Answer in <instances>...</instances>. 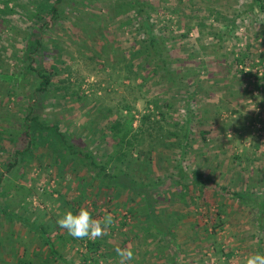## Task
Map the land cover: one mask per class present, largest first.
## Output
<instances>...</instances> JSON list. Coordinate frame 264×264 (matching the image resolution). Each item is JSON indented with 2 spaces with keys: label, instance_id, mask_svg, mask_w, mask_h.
Returning a JSON list of instances; mask_svg holds the SVG:
<instances>
[{
  "label": "rangeland",
  "instance_id": "obj_1",
  "mask_svg": "<svg viewBox=\"0 0 264 264\" xmlns=\"http://www.w3.org/2000/svg\"><path fill=\"white\" fill-rule=\"evenodd\" d=\"M54 125L152 189L159 223L143 195L106 188L68 153ZM195 170L212 180L204 195ZM0 176V264H118L117 246L134 250L131 264L264 253V10L254 0H0ZM81 207L118 226L71 237L56 221Z\"/></svg>",
  "mask_w": 264,
  "mask_h": 264
},
{
  "label": "trees",
  "instance_id": "obj_2",
  "mask_svg": "<svg viewBox=\"0 0 264 264\" xmlns=\"http://www.w3.org/2000/svg\"><path fill=\"white\" fill-rule=\"evenodd\" d=\"M64 0H56L57 3H61ZM255 2L260 4V7L264 10V0H254ZM134 4H140V0H134ZM53 10L56 12V7L53 8ZM138 13L142 15V10L137 9ZM143 24H145V27L148 26V18L147 16L143 17ZM151 47L154 53L158 52L159 48H157V44L155 43V39H150ZM159 57L162 58L161 53L159 54ZM159 58V59H160ZM163 60V59H162ZM163 63H166V61H163ZM39 75L41 76L42 80L40 83V89L46 90L47 87L51 83V74L46 69H40L37 71ZM29 110L32 108L29 105ZM37 119V117H35ZM38 125L42 127H46V125L42 122L38 121ZM26 128H29L30 125L26 124ZM56 131L58 132V135L60 136L61 142L63 146L66 148L67 152L70 153L73 157L77 159L79 163H81L84 167H86L88 170H95L98 178L101 179L102 184L106 188H120V187H127L133 190L134 192L141 194L144 196L147 202L148 211L151 215L153 221L159 223V218L156 215L155 211V203H156V196L155 192L152 189H149L147 185H145L142 182L137 181L136 179L130 177L126 171H120V172H109L108 170V163H100L97 161L95 156L92 154L89 150H84L83 148L78 147L75 143H73L64 133H62L57 125H54ZM112 130H116L117 132L123 131L121 124L116 123L111 127ZM132 130L126 129L124 130L123 135L120 137V141L123 143L127 142V136L130 134ZM129 141V140H128ZM61 144V145H62ZM62 146V147H63ZM123 147V146H122ZM121 154H125L123 148L120 149ZM120 158V157H119ZM193 183L198 187L201 194L204 195L205 191L208 190L210 182H212L211 178L207 177L204 173H202L199 170L193 171ZM2 183V176H0V184ZM221 192L224 195H228L232 198H236L239 201L247 202L250 200V197H248L245 193L239 192V191H232L227 187H221ZM260 208H262V204L259 205ZM159 230V229H158ZM21 264V263H20Z\"/></svg>",
  "mask_w": 264,
  "mask_h": 264
},
{
  "label": "clouds",
  "instance_id": "obj_3",
  "mask_svg": "<svg viewBox=\"0 0 264 264\" xmlns=\"http://www.w3.org/2000/svg\"><path fill=\"white\" fill-rule=\"evenodd\" d=\"M231 133L228 138L230 139ZM58 227L75 239L97 240L110 235L111 230L118 226V220L112 213H106L103 217L94 218L92 213L81 207L78 213L67 211L56 221ZM119 258L118 264H131L135 259L134 250L130 247L114 249ZM246 264H264V253H253L246 258Z\"/></svg>",
  "mask_w": 264,
  "mask_h": 264
}]
</instances>
